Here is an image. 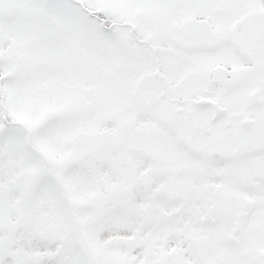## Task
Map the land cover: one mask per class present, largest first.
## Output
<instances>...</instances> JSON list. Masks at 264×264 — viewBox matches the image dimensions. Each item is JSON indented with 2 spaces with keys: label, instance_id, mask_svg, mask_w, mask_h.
<instances>
[{
  "label": "snow or ice",
  "instance_id": "1",
  "mask_svg": "<svg viewBox=\"0 0 264 264\" xmlns=\"http://www.w3.org/2000/svg\"><path fill=\"white\" fill-rule=\"evenodd\" d=\"M0 264H264V0H0Z\"/></svg>",
  "mask_w": 264,
  "mask_h": 264
}]
</instances>
